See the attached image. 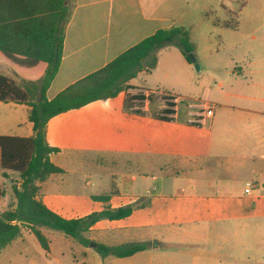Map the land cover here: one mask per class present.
<instances>
[{"label":"crops","instance_id":"1","mask_svg":"<svg viewBox=\"0 0 264 264\" xmlns=\"http://www.w3.org/2000/svg\"><path fill=\"white\" fill-rule=\"evenodd\" d=\"M192 1L66 0L68 18L62 24L61 65L47 90V98L53 99L69 86L104 68L157 31L179 27L180 13L188 10ZM223 2L217 0L216 4L227 10ZM258 10L263 23L250 32L249 40L239 42L244 49L243 58L239 61L232 58L224 69V77H213L211 86L203 88L198 96L185 97L187 101L178 105V111H174L170 120L156 117L165 107L163 103L151 112L153 99L144 102L143 114L139 115L121 109L114 98L93 101L49 120L46 139L50 146L59 149L57 153L61 140L67 141L75 151L99 145L107 137L100 138L102 124H110L111 141L105 144L109 148L133 151L129 137L124 142L115 140L113 125L122 124L136 130L137 151L148 152L149 121H158L161 153L177 158L182 170L188 168L196 173L193 178L187 177L188 188L181 187L174 192H162L160 187L153 186L152 193L149 189L140 193L134 176L129 182L122 179L111 185L100 176L97 192L78 188L61 190L56 188L54 175L39 184L37 198L66 219L134 205L128 217L101 219L85 232L89 239H97V244L147 245L145 250L129 257L113 256L111 264H153L152 257L145 258L148 247L159 249L163 245L184 249L179 248L173 262L162 264H264V5ZM224 24H228L226 19L214 20L216 27L229 28ZM174 49L175 52L161 62L164 80L160 84L165 86L167 80L182 84L181 81L186 82L193 73V64L179 48ZM159 66L160 59L156 68ZM18 73L33 75L35 71L16 66L0 55V74L13 78ZM129 83L132 85L130 94H161ZM125 97L124 92V100ZM190 101L213 106L214 113L207 126L189 123L187 103ZM182 108L186 116H181ZM29 112L26 104L0 101V135L32 137L34 130ZM53 154L50 160L63 170L61 174L66 173V167L56 163ZM3 178L0 213L15 201L13 185L18 176L9 172ZM248 183L253 185L250 194L245 193ZM93 196H109V199L95 200ZM156 227L166 229L162 237L148 232ZM26 231L31 232L23 229L22 235L9 245L23 240Z\"/></svg>","mask_w":264,"mask_h":264},{"label":"trees","instance_id":"2","mask_svg":"<svg viewBox=\"0 0 264 264\" xmlns=\"http://www.w3.org/2000/svg\"><path fill=\"white\" fill-rule=\"evenodd\" d=\"M66 0H0V55L8 62L34 70L33 75L0 74V101L26 104L30 107L29 120L33 124L32 137L0 135V174L9 172L18 176L13 185L14 203L0 213V252L20 237L23 229H30L41 247L49 251L50 244L42 228L61 231L66 236L89 245L91 240L83 233L101 219L118 220L131 215L134 205L116 209L106 208L85 217L66 219L50 210L37 198L39 184L51 175L61 174L50 155L58 148L47 143V125L51 118L72 109L81 108L93 101L114 98L125 92L124 108L128 112L143 114L146 100L142 94H130L127 82L143 70V61L154 51L169 45L179 47L189 63L192 52L189 32L181 27L157 31L111 61L104 68L69 86L56 97L46 96L57 75L62 59L64 29L67 21ZM156 67V58L151 68ZM150 101L151 98H148ZM167 109L156 117L170 120ZM4 192L0 191V197ZM107 201L109 196H93ZM104 256L129 257L146 249V244L124 246L96 244Z\"/></svg>","mask_w":264,"mask_h":264},{"label":"rangeland","instance_id":"3","mask_svg":"<svg viewBox=\"0 0 264 264\" xmlns=\"http://www.w3.org/2000/svg\"><path fill=\"white\" fill-rule=\"evenodd\" d=\"M216 3L217 0H193L188 10L180 13L182 21L178 26L189 32L192 44L190 53L195 56L196 64L200 67V70H196L195 64L191 63L193 73L186 80L187 85L183 80L182 84L170 80H167L169 81L166 83L167 86L160 84V81L164 80L161 62L171 52H175L176 45H169L154 51L144 59L143 70L127 83L130 85L131 81L145 91H159L163 95L185 98L198 96L203 88L211 86L213 77L223 78L224 69L230 64L232 58L239 61L244 56V49L239 42L249 40L250 32L263 23L262 14L258 8L264 5V0H250L249 2L224 0L223 3L227 10ZM217 17L226 19L228 24L224 25H228L226 27L229 28L216 27L214 20ZM155 58L156 66L160 59V66L155 67L156 69L151 68ZM153 96L155 95L150 97L154 103L151 106V112L163 103L161 95ZM113 100L115 104H120L121 109H125L123 108L124 92H120ZM112 111H117V109ZM181 116H186V110L183 108ZM159 124L158 121H149L150 148L148 152H143L144 154L137 151L136 145L139 139L136 130L130 129V125L116 124L113 127L115 128V140L124 142L129 137V141L133 143V151H115L105 145L111 141L112 132L108 130L110 124H102L100 131V138L106 135L107 137L99 145L83 149V151H75L71 149L67 141L61 140L60 152L53 154V159L56 163L65 166L67 172L54 175L56 188L66 191L78 188L84 192L89 190L97 192V182L100 176H103L110 185L122 179L129 182V179L134 176L138 180L140 193H145L146 189L152 193L153 186L160 187L162 192H174L181 187L188 188L187 177L193 178L196 173L189 171L188 168L182 170L177 165L179 162L177 158L161 153L162 142L157 136L160 133ZM2 182H5V178L0 176V185L4 187L5 184ZM41 230L49 241V251L41 247L33 233L26 231L23 240L12 243L2 251L0 264H111L113 260V256H104L96 247H91L92 242L97 244V239H89L86 233L82 236L91 240L89 245L79 239L66 236L58 230L46 227ZM165 230L156 227L148 232L154 233L155 237H162ZM148 248H150L149 253L145 258L152 257L153 264L173 262L179 248L184 249L180 246L167 245L159 249H154L153 246Z\"/></svg>","mask_w":264,"mask_h":264},{"label":"built area","instance_id":"4","mask_svg":"<svg viewBox=\"0 0 264 264\" xmlns=\"http://www.w3.org/2000/svg\"><path fill=\"white\" fill-rule=\"evenodd\" d=\"M137 94H142L145 96L146 100L148 101L153 94L152 93H145L137 92ZM162 96L163 104L165 107L161 110V112L169 109L173 113L165 114L166 117L172 118L174 111H178V105L186 102L187 100L182 97H176V96H167L160 94ZM188 108V115H189V123L197 126H207L209 119L213 116L214 108L212 105L207 104L205 102H193L190 101L187 103ZM253 185L251 183H248L245 193L250 194L252 190Z\"/></svg>","mask_w":264,"mask_h":264},{"label":"water","instance_id":"5","mask_svg":"<svg viewBox=\"0 0 264 264\" xmlns=\"http://www.w3.org/2000/svg\"><path fill=\"white\" fill-rule=\"evenodd\" d=\"M189 58H190L191 61L195 64V68H196V70H200L199 65L196 64L195 56H194L192 53H189ZM90 246L94 248V247H96V244L92 242V243L90 244Z\"/></svg>","mask_w":264,"mask_h":264}]
</instances>
